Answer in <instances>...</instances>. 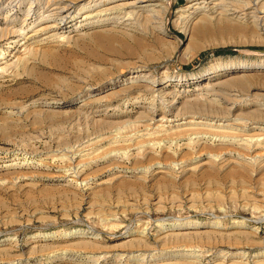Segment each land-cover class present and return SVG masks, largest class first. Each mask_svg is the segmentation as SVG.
Returning a JSON list of instances; mask_svg holds the SVG:
<instances>
[{"label":"rangeland","instance_id":"1","mask_svg":"<svg viewBox=\"0 0 264 264\" xmlns=\"http://www.w3.org/2000/svg\"><path fill=\"white\" fill-rule=\"evenodd\" d=\"M188 3L176 0L173 16ZM262 18L256 24L253 18L213 21L190 34L172 21L166 38L148 35L141 47L122 37L108 48L96 47L92 52L69 45L52 53L47 61L37 57L32 72L21 70L19 76L2 83L0 102L7 98L9 104L0 108V124L5 123V117L11 124L12 118H21L23 126L15 131L16 142L11 144L3 143L0 133V146L13 150L10 158L0 160V166L13 159L22 168L39 167L41 159L51 166L42 167L47 173L39 176L0 177V264H93L83 261L88 259L97 264H130L137 263L129 261L134 256L146 264H174L178 257L171 253L180 248L203 250L200 264H215L225 253H241L247 264H262L264 162L255 165L253 172H241L238 160L214 166L205 163L206 156L202 157L205 164L195 162L199 158L190 163L189 158L170 159V170L158 167L167 164L165 157L134 163L123 159L111 170L103 168L92 174L96 176L88 187L70 182L65 174L68 167L59 159L83 144L91 143L85 152L94 147L108 150L122 146L113 136L121 130L130 133L125 127L128 122L138 119L142 123L138 115L149 102L123 109V95L120 97L118 87L112 84L135 66H146L155 75L168 71L161 85L166 79H175L169 91L178 93L175 102L179 105L193 98L209 77L219 94L236 91L245 97H263ZM88 87L105 89L88 93ZM169 99L173 101L172 95ZM156 101L158 107L165 104L162 98ZM236 113L241 115L239 109ZM37 115L38 123L34 122ZM76 133L86 135L79 142L70 139L63 144L64 135L75 138ZM161 144H165L163 140ZM177 220L207 223L179 230L171 225ZM78 228L87 235L68 234ZM186 231L191 235L178 234ZM96 233L99 236L92 239ZM64 250L67 259H54Z\"/></svg>","mask_w":264,"mask_h":264},{"label":"bare ground","instance_id":"2","mask_svg":"<svg viewBox=\"0 0 264 264\" xmlns=\"http://www.w3.org/2000/svg\"><path fill=\"white\" fill-rule=\"evenodd\" d=\"M175 1L0 0V86L7 79L19 76L21 70L32 72L33 63L37 57H42L43 61H47L51 58L52 53L63 51L69 45L92 52L96 47H107L115 40L117 41V37H119L120 41L125 38L128 43L132 41L134 47H141L146 42L145 39L148 35H153L160 40L166 38L170 34L172 21L186 34H190L197 27L201 28L202 25H208L213 21L216 23L218 21L219 24L232 20L240 21L242 18L245 20L253 18V23L256 24L259 23V18L264 16V0H189V3L180 8L174 17ZM124 42L122 41V43ZM166 73L168 71L163 70L162 74L155 75L146 66H135L130 69L129 75L120 76L114 80L115 82L112 84L118 87L117 94L123 95V109H128L136 103L142 104L143 101L149 102L150 105H147L144 113L137 114L138 118L140 116V119L143 120L142 123L138 119L128 122L125 127L131 129L130 133L124 134V131L121 132V130L113 136L115 137L114 141L122 146L116 145L118 147L108 150L107 148L99 150V147H94L85 152L91 148H88L90 143L86 144L87 147H84V144L81 145V148L72 149L69 147L71 150L67 151L65 155H59L62 156L59 159H63V164L66 165V168L68 167L65 174L70 182L90 187L92 185L90 180L95 179L96 176V174L95 176L92 174L102 171L103 168L110 169L118 161L121 163L120 161L123 159L132 160L131 163H134L145 158L165 157L167 164L162 163L163 165L158 167L170 170L171 165L169 164L173 163L171 161L169 163L170 159L185 158L187 161L189 158L192 159L189 160L190 163L194 158H199L195 161L199 163L203 161L202 157L206 156L208 161L205 163L209 162L214 166L222 165L225 160L229 162L238 160L242 166L241 172L252 171L255 165L264 162V96L254 94L253 98H250L236 91L219 94L221 92H217L216 84L209 77L193 98L191 97L179 105L175 102L178 99V93L169 91V87L175 79H166L161 85L162 79L167 76ZM225 82L224 84H226ZM104 89L105 87H88L87 92L93 93ZM247 91L250 92V89ZM171 95L173 101L169 99ZM159 98H162L165 103H161L163 105L160 107L157 106L156 101ZM5 99L0 102V108L4 106L8 108L9 101ZM9 107L13 106L9 105ZM238 109L241 115H238L239 112L236 113ZM33 112L35 110L30 111V114ZM3 119L5 123L0 124V133L3 137L1 141L9 144L16 142L13 135L15 136V131L23 126L21 118H12L13 124L6 121L7 117ZM34 122H40V116H35ZM140 131H144V133L138 134ZM85 135L81 133L75 138L74 136L70 138L71 135H64L63 144L64 141L68 143L70 139L79 142L81 141L79 139ZM139 135H143V138H138ZM162 140L165 144H161ZM159 146L160 152L158 151ZM12 151L10 147L0 146V160L10 158ZM158 153L159 156H157ZM156 164L160 165L161 162L157 161ZM38 165L40 166L33 169L31 167L22 168L18 165V161L13 159L6 166H0V177L3 180H18L30 174L39 176L47 173V169L42 167L49 168L51 166L44 159H41ZM112 212L114 211L110 210V213ZM205 223L207 222L177 220L171 225L175 229L184 230L190 229L194 225L201 227ZM68 234L82 236L87 235V232L78 228L68 231ZM178 234L181 236L191 235L187 231ZM93 235L92 239L99 236L98 233ZM201 253L204 251L180 248L173 250L171 256L178 257V261L174 264H200ZM67 255L65 250L55 256L53 254L54 259L61 257V259H67L68 257H65ZM262 257L263 259L259 263L264 264V256ZM130 259V262L133 260L137 262L130 264H146L143 258L137 259L134 256ZM83 261L97 264L92 259ZM247 263L244 254L225 253L215 264Z\"/></svg>","mask_w":264,"mask_h":264},{"label":"trees","instance_id":"3","mask_svg":"<svg viewBox=\"0 0 264 264\" xmlns=\"http://www.w3.org/2000/svg\"><path fill=\"white\" fill-rule=\"evenodd\" d=\"M225 50H228V48H226Z\"/></svg>","mask_w":264,"mask_h":264}]
</instances>
